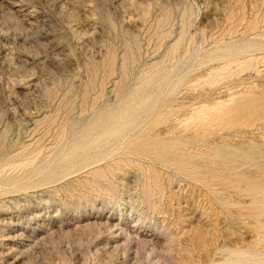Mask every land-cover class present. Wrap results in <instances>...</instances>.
Here are the masks:
<instances>
[{"label":"rangeland","instance_id":"rangeland-1","mask_svg":"<svg viewBox=\"0 0 264 264\" xmlns=\"http://www.w3.org/2000/svg\"><path fill=\"white\" fill-rule=\"evenodd\" d=\"M0 264H264V0H0Z\"/></svg>","mask_w":264,"mask_h":264}]
</instances>
